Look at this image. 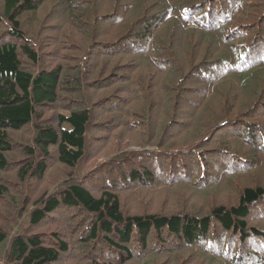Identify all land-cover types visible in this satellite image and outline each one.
Segmentation results:
<instances>
[{"label":"trees","instance_id":"16d2710c","mask_svg":"<svg viewBox=\"0 0 264 264\" xmlns=\"http://www.w3.org/2000/svg\"><path fill=\"white\" fill-rule=\"evenodd\" d=\"M43 1L0 0V206L4 212L7 210L2 215L4 223L0 225L2 263L81 264L66 261L71 255L77 257L73 245L79 243L75 249L82 248L80 260L86 259L84 264H129L145 258L149 252L168 251L173 242V246L177 245L175 248L186 246L200 252L205 264H226V261L229 264H264V232L249 223L255 215L253 208L264 202L263 185L245 186L236 204L217 205L208 215L187 211L127 215L120 201L122 191L135 186L154 190L159 185L188 182L205 187L214 181L210 179L212 157L220 158L222 164L217 169L220 170L218 177L224 172L243 170L240 143L251 148L253 158H259L264 152V124H258L264 116V110H257L260 105H251L236 116V108L225 109L221 118L206 128L209 130L199 141L186 144L185 138L181 146L164 144V141H176L188 134L192 128H189V119L182 134L174 130L176 134L166 136L163 130L160 141H148L147 145L153 148L147 147L138 155H142L141 162L130 152H123L90 171L75 174L92 155L88 143L93 142L92 125H96L94 116L99 107L90 108L86 100L84 104H67L71 108H67L68 112L53 111L61 106L60 102L66 105L65 102L73 101L63 99L65 89H77L65 85L66 74L59 67L42 66L40 45L24 29L23 15L38 12ZM251 4L256 8H251ZM167 5L170 10L162 18L169 31L168 37L160 39L156 32L151 34V39L144 34L132 36L136 28L131 27L123 40L116 42L128 46L126 53L133 52L137 59L140 55L149 57L151 69L147 82L124 72L125 76L114 78L117 83L113 86L112 78L92 85L105 89L124 82L128 94H135L142 101L149 98L150 106H143L144 116L139 120L141 125L147 124L146 129L142 128L148 138L153 134L149 131L154 123L151 108L156 92L153 90L157 84L164 87V75L174 80L176 87L172 89H179L183 99L190 92V82L195 81L203 87L193 95L194 99H204L207 88L211 90L220 84L228 87L230 98L235 100L237 83L257 94L253 80L259 81L260 73L264 72V0H186L182 4L172 0ZM98 13L99 9L93 12L94 19L90 21L94 31L100 19ZM147 13L145 11L144 15ZM153 20L156 19L147 20V25ZM100 41L92 44L105 45ZM127 41L130 42L125 44ZM186 51H190L187 61ZM87 62L83 57L81 65L86 66ZM138 67L134 66L133 70ZM80 78L72 76L71 81L79 84ZM257 96L258 100L264 99V90ZM48 110L53 111L50 116H47ZM240 115L245 118L238 120ZM100 127L107 131V126ZM17 134L26 138L20 140ZM206 147L208 151L204 150ZM150 157L154 158L151 163ZM55 158L74 170L68 182L53 192L46 190L35 201L27 200L28 204L33 203V209L17 218L16 208L22 206L23 199L31 197L30 183L42 181L50 159ZM165 162H169L168 167ZM129 164L133 167L124 170ZM8 174H13L17 182L7 178ZM204 178L206 183L202 184ZM73 211L75 215L69 216ZM83 213L93 220L83 235L71 236L72 241L61 232L46 233L40 228L53 224L59 215L76 219ZM257 213L263 216L264 210H257ZM22 217L27 222L20 223ZM11 219L15 223L9 231L4 224ZM232 233H237V244L245 245L244 248L234 242L228 244L229 251L225 250L227 236ZM164 245V249L159 250Z\"/></svg>","mask_w":264,"mask_h":264},{"label":"rangeland","instance_id":"374dc122","mask_svg":"<svg viewBox=\"0 0 264 264\" xmlns=\"http://www.w3.org/2000/svg\"><path fill=\"white\" fill-rule=\"evenodd\" d=\"M170 1L172 0H44L38 12L23 15L22 23L25 31L40 45L38 46L42 54V66L59 67L66 74L65 85L75 86L77 89L76 91L72 90L73 87L65 89L63 99L67 101L69 98L73 101L65 102L66 105L60 102L61 106L53 109V111L68 112L67 108L69 107H67V104H84L86 100H88L90 108L99 107L96 109L94 116L96 125H92L93 142L88 143V148L91 149L92 155L85 160L82 169L75 174L90 171L102 162L118 158L123 152H130L136 158V161L141 162L142 155H138L143 154L142 152L147 147L153 148V146L147 145L148 141H160L162 139L160 131L162 132L163 130L167 132L166 136L176 134L177 132H174V130L182 134L186 130L184 127L189 119H191L189 126V128L192 126L191 131L188 134L185 133L183 137L176 141H164L165 145L181 146L185 138L186 144L195 140L199 141L205 132L209 130L206 128L214 120L220 119V115L225 109L234 110L236 108L237 111L236 113L234 112L236 116L244 113L247 108L257 103L260 105L257 110H264V99L260 98L263 101L262 103L257 96L264 90V72L260 73L259 81L253 80L255 83L253 85L257 87V94L243 84L237 83V89L235 88L234 90L235 100L230 98L232 94L230 95L228 87L220 86V84L214 89L211 88V90L207 88L203 93L204 99H194L193 95L203 87L195 81L190 82V92L183 99L179 89H172V87H176L174 80H170L168 76L164 75V87L162 88L161 85L158 86L157 84L158 87L155 85V89L153 88V91L156 92V95L152 98L153 105L151 104L154 123L149 127V131H152L153 134L148 138L144 130L147 124L141 125L139 120H142L144 116V113H142L143 106L145 104L150 106L149 98H144L142 101L137 95L128 94V92H125L127 85L124 82H121L122 85L111 86L117 83L114 78L121 74L125 76L124 72L132 74V77L136 80L147 82L151 69V65L148 64L149 61L147 60L149 57L146 56L147 58H145L140 55L137 59L133 52L126 53L128 46H124L122 43L117 45L118 43L116 42L123 40L122 37L131 27L136 28V32L132 36L144 34L151 39V34L156 32L160 39L168 37L169 31L164 26L163 18L166 16L167 11L170 10V6L167 5ZM185 1L174 0V2L180 4ZM251 8L256 7L251 4ZM97 9H99L101 14L98 13V19H100L97 20L98 24L94 31L90 21L94 19L93 12H96ZM145 11L148 12L146 15H144ZM103 17H106V19L102 20ZM151 18L156 20H153L152 24L148 26L146 22ZM173 23H175V20H173ZM159 25L161 26L158 27ZM262 30L264 31V27H262ZM193 33L195 31H192ZM92 34L94 37L88 38ZM189 35L192 36L191 34ZM99 40L105 45L94 46L92 44L93 42L98 43ZM129 42L127 41L125 44ZM154 48L160 49V47ZM118 49L123 50L117 52ZM189 53L190 51L184 52L186 61ZM83 57L84 62L88 59L86 66L81 65ZM134 66H139V69L133 70ZM124 68H127L126 71H123ZM71 75L73 77L80 76L81 83L76 84L75 81H71ZM143 76L146 78L142 79ZM105 78L113 79V84L110 87L105 89L92 87L97 81ZM159 90H163V92ZM116 94L118 97H116ZM188 102L191 103L188 104ZM107 104L108 106H106ZM100 106L102 107L100 108ZM53 111L48 110L47 116H50ZM244 118L245 115H240L238 120H243ZM163 124L164 126H162ZM258 124H264V116L259 119ZM100 126H107V131H104ZM16 137L20 140L26 138L22 134H17ZM213 138H216V136ZM232 145L235 146L233 142ZM239 146L241 148L240 154L243 155L241 159L243 161L241 164L243 170H237L238 172L235 173L224 172L218 177L220 170L217 169L222 164L219 162L220 158L215 160L212 157L210 169L213 172L210 177L211 180H214L212 183L202 188L188 182L177 185H159L154 190L146 189L145 186L130 187L120 194V201L124 211L127 215L140 213L159 214L163 212L170 214L186 211L189 214L201 213L208 215L210 210L217 205L222 204L230 207L236 204L239 192L245 186H264V152H261L262 155L259 158H253L251 148L246 147L248 145L240 143ZM204 150L208 151L209 148L206 147ZM221 151L227 152L226 149H221ZM56 159H50L47 174L42 181H32L30 183L28 189L30 188L32 198L23 199L22 206L16 208L20 212L16 214L17 218L33 209V203L28 204L29 201H35L46 190L53 192V190L59 189L68 182L69 175H72L74 170L59 163ZM152 159L154 158L150 157L148 159L149 162ZM168 164L169 162H165L166 167H168ZM132 167V164H129L124 167V170L128 171ZM200 170L202 172L203 167ZM6 176L10 180L15 181L13 174ZM203 180L202 184L206 183L205 178ZM1 208L2 206H0V225L4 223L2 215L7 212V210L4 212ZM253 210L255 215L249 220V223L264 232V215L259 216L257 213V210H264V202L253 208ZM72 214L75 215V211L71 212L69 216ZM92 220V217L85 213L76 219L69 217L66 219V215L62 214L55 219L53 224L44 225L40 228L46 233L61 232L64 234L63 236L72 241L71 236H80ZM25 222L27 220L22 217L20 223ZM14 223V220L11 219L4 226L11 231ZM236 234H228L225 242V246H227H224L226 251L230 249L228 244L233 245L235 244L234 242L237 244V241H239V239H236L238 237ZM164 236H166V233ZM245 243L248 245L247 242ZM78 244L73 245V250L77 257H72L71 255L66 261L84 264L86 259L80 260L82 248L75 249ZM238 244V247L244 248L245 246ZM169 246H172V248L168 251H158L159 254L157 251L149 252L145 254L147 255L145 258L132 261L129 264H205L204 257L200 252H195L193 248L186 246L175 248L177 245L173 246V242H170ZM4 247L7 248L8 246L5 245ZM164 247L165 245L159 250L164 249ZM252 258L254 257L252 256ZM0 264H3L2 259H0ZM226 264H229L228 261H226Z\"/></svg>","mask_w":264,"mask_h":264}]
</instances>
